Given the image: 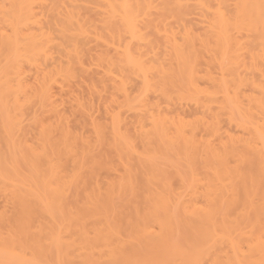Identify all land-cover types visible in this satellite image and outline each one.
Masks as SVG:
<instances>
[{
	"label": "bare ground",
	"instance_id": "bare-ground-1",
	"mask_svg": "<svg viewBox=\"0 0 264 264\" xmlns=\"http://www.w3.org/2000/svg\"><path fill=\"white\" fill-rule=\"evenodd\" d=\"M0 264H264V0H0Z\"/></svg>",
	"mask_w": 264,
	"mask_h": 264
},
{
	"label": "rangeland",
	"instance_id": "rangeland-1",
	"mask_svg": "<svg viewBox=\"0 0 264 264\" xmlns=\"http://www.w3.org/2000/svg\"><path fill=\"white\" fill-rule=\"evenodd\" d=\"M187 109V108H186ZM189 110H191L190 108L189 109H187V111H189Z\"/></svg>",
	"mask_w": 264,
	"mask_h": 264
}]
</instances>
